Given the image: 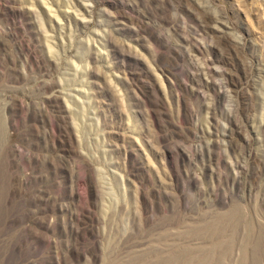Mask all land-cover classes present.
<instances>
[{
    "label": "rangeland",
    "instance_id": "rangeland-1",
    "mask_svg": "<svg viewBox=\"0 0 264 264\" xmlns=\"http://www.w3.org/2000/svg\"><path fill=\"white\" fill-rule=\"evenodd\" d=\"M0 264H264V0H0Z\"/></svg>",
    "mask_w": 264,
    "mask_h": 264
}]
</instances>
